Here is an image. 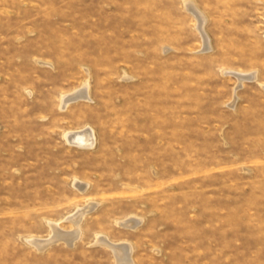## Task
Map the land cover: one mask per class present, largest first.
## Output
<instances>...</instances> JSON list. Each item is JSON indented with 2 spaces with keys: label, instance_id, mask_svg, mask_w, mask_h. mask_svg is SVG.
I'll return each mask as SVG.
<instances>
[{
  "label": "rangeland",
  "instance_id": "obj_1",
  "mask_svg": "<svg viewBox=\"0 0 264 264\" xmlns=\"http://www.w3.org/2000/svg\"><path fill=\"white\" fill-rule=\"evenodd\" d=\"M97 236L264 264V0H0V264H117Z\"/></svg>",
  "mask_w": 264,
  "mask_h": 264
},
{
  "label": "bare ground",
  "instance_id": "obj_2",
  "mask_svg": "<svg viewBox=\"0 0 264 264\" xmlns=\"http://www.w3.org/2000/svg\"><path fill=\"white\" fill-rule=\"evenodd\" d=\"M188 9L191 10L193 12V14L197 16V19H199L200 27H198V28H200L201 31H202L201 27H203V25H204L203 17L196 12V9L192 5H188ZM202 36L204 37L203 41H205V44L208 45V41H207L206 36L204 34ZM236 78H238L242 82L245 79L249 78V75L238 74ZM87 93H88V91H87ZM78 98H81V99L82 98H84V99L87 98L86 89H83L79 94H77L75 96V98L74 97L64 98L62 103H63L64 106H66V105L70 104L71 101H74V100H76ZM84 134H87V135H85L83 137L78 136V137H76V139H72V140H73V142H77V143L79 142L78 144H80V145H84V146H87V147L89 146L90 147L92 145V139L88 138L89 137V132L84 131ZM69 137H70V134H68V133L65 134V139H67V141L69 140L68 142H72V140ZM78 186H77L78 189L81 190L82 186L79 185V184H78ZM93 208H94V205L91 204V202H90L88 206L78 210V212L76 214H74L73 216L68 217L70 219V222H72V224L74 226L73 230H71L70 232H62L61 230L59 231V229L56 227L58 225L51 224L50 225L51 226L50 229H52L51 232H53V235L51 236V238H49L46 241H41V242L39 240L31 239V240H29L30 243L29 242L28 243L29 244L32 243L33 245L38 246L39 248L47 246V244L49 246L50 242H54V241H58L59 242L61 240L62 241L64 240V243H66V244H72L75 240H78L80 238V234H81V232L79 231L80 230V224H81V221H82L84 215H86V213H88L89 211L91 212ZM139 222L140 221L136 220V219H129L127 221H124L122 224H125L123 226H129L130 228H132V227H136V225H138ZM94 243L102 245V246L112 250L113 256H115L117 264H132L131 255H130L132 253V248H131L130 245L125 244V243L124 244L110 243L109 240L105 236H97Z\"/></svg>",
  "mask_w": 264,
  "mask_h": 264
}]
</instances>
